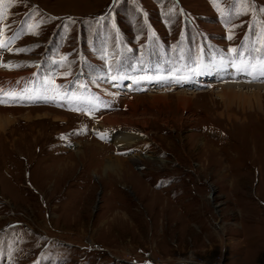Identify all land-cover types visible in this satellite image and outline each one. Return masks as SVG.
Returning <instances> with one entry per match:
<instances>
[{
	"label": "rangeland",
	"instance_id": "1",
	"mask_svg": "<svg viewBox=\"0 0 264 264\" xmlns=\"http://www.w3.org/2000/svg\"><path fill=\"white\" fill-rule=\"evenodd\" d=\"M255 69L264 0H0V264H264ZM100 73L149 91L114 98ZM64 88L121 106H57Z\"/></svg>",
	"mask_w": 264,
	"mask_h": 264
},
{
	"label": "bare ground",
	"instance_id": "2",
	"mask_svg": "<svg viewBox=\"0 0 264 264\" xmlns=\"http://www.w3.org/2000/svg\"><path fill=\"white\" fill-rule=\"evenodd\" d=\"M235 66V63L234 64H232V67H234ZM237 65H239V64H237ZM236 67V66H235ZM240 67V66H239ZM242 67V66H241ZM243 68H245L244 66H243ZM243 68H238L236 71H235V69L234 68H231V70H233L235 73H233V75L232 76H234V77H236V79L234 80L235 81V83L236 82H239V77H240V75L241 74H243L244 72H241L240 70H243L244 71V69ZM256 68V67H255ZM251 69V68H250ZM262 70L261 69H255L254 70V72L253 73H251L250 74V76H248L247 75V78H249V79H251V80H257V79H260V77H262L261 75H263L262 74ZM203 70L201 69V70H199L198 72H197V74L199 75V77L200 76H203ZM247 74H248V72H246ZM7 75V74H6ZM235 83H233L232 85H228V86H226V87H241V88H250V86H248V85H243V84H241V83H238V84H235ZM138 84V83H137ZM136 86V85H135ZM137 87V86H136ZM252 88V87H251ZM255 88H258V89H260V88H263L264 89V85H256V87ZM258 91V90H257ZM12 95V94H11ZM181 98V97H180ZM183 98H185V97H183ZM185 103H186V99H182ZM137 102V101H136ZM135 101H133L132 103H130L131 104V106H134L135 105V103H136ZM10 110L11 109H7V108H1L0 107V112H2V117L3 118H6V116L5 115H7L9 112H10ZM118 114H121V113H118ZM121 115H124V114H121ZM2 117H0V118H2ZM119 117V116H118ZM117 116H109V117H106L103 121L104 122H109L108 124H111V125H114L115 123H119L120 121H118V120H115V119H117L118 118ZM56 118V117H55ZM115 118V119H114ZM58 119H60V118H58ZM3 120L2 119H0V123L2 122ZM127 124V123H126ZM129 124V123H128ZM114 138H115V140L116 141H120V142H127L128 144L130 143V141L131 140H133L134 138H133V135L132 134H130V133H126V132H117L114 136H113ZM115 140H113V142H115V144H116V141ZM92 143V142H91ZM90 143V144H91ZM118 145L120 146V147H122L123 145L122 144H120V143H118ZM75 150L77 151V152H82V150L80 149V146H75ZM84 151V150H83ZM84 153V152H83ZM147 156H150V155H147ZM151 157V156H150ZM130 158H132V159H134L135 161H138V159L140 158V156L139 155H131L130 156ZM108 163H109V167H113L112 169L113 170H117V169H119V167L122 165V164H117L118 162H116V160H113V159H110L109 161H108ZM103 166V165H102ZM121 167H120V171H121Z\"/></svg>",
	"mask_w": 264,
	"mask_h": 264
},
{
	"label": "crops",
	"instance_id": "3",
	"mask_svg": "<svg viewBox=\"0 0 264 264\" xmlns=\"http://www.w3.org/2000/svg\"><path fill=\"white\" fill-rule=\"evenodd\" d=\"M147 93V92H146ZM136 95V94H133V96ZM93 100H94V103L88 107V110L90 111H96V110H100L102 111L104 108L106 110H118L121 106V104H119L118 102H115L113 99H110L109 97L103 95L101 93V91H98L97 94H94L93 95ZM102 104H109V106L105 107L103 106L102 107ZM94 105V107H93Z\"/></svg>",
	"mask_w": 264,
	"mask_h": 264
},
{
	"label": "snow or ice",
	"instance_id": "4",
	"mask_svg": "<svg viewBox=\"0 0 264 264\" xmlns=\"http://www.w3.org/2000/svg\"><path fill=\"white\" fill-rule=\"evenodd\" d=\"M23 50L24 49H19L18 51H23ZM262 74H264V73H262ZM120 78L122 79L123 77H120ZM112 79H113V81H115L117 79V77L113 76ZM93 107H94V105H93Z\"/></svg>",
	"mask_w": 264,
	"mask_h": 264
}]
</instances>
